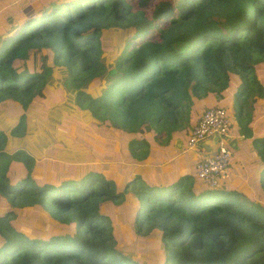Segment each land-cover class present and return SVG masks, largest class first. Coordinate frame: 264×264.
<instances>
[{"label":"trees","instance_id":"obj_1","mask_svg":"<svg viewBox=\"0 0 264 264\" xmlns=\"http://www.w3.org/2000/svg\"><path fill=\"white\" fill-rule=\"evenodd\" d=\"M20 1L36 8L29 15L15 9L0 31V108L13 102L26 109L44 96L50 57L75 89L108 73L99 94L78 90L75 98L100 134L119 133L122 155L43 171L24 150L6 152L0 129V264H150L120 249L105 210L131 196L137 232L158 231L156 264H264V132L250 129L254 105L264 101L257 72L264 66V0ZM110 27L134 32L107 69L100 32ZM31 57L43 61L41 71L31 70ZM212 93L237 99L239 131L262 162L254 180L261 200L208 188L191 175L154 182L140 173L148 135L169 139L195 123L197 104ZM18 119L11 136L23 135L24 114ZM28 209L47 213L55 232L30 235L16 219ZM38 224L49 222L41 215Z\"/></svg>","mask_w":264,"mask_h":264},{"label":"rangeland","instance_id":"obj_2","mask_svg":"<svg viewBox=\"0 0 264 264\" xmlns=\"http://www.w3.org/2000/svg\"><path fill=\"white\" fill-rule=\"evenodd\" d=\"M130 1L131 4L135 3V0ZM20 3V0H0V31L5 21L14 14L15 9L26 15L35 13L36 7L32 6L29 1ZM151 10L149 7L147 13L150 14ZM133 32L134 27H110L100 32L102 46L100 60L107 69L113 67L127 38ZM85 38L88 39L89 37ZM29 64L33 71L42 70L43 61L38 58L35 61L34 57H31ZM48 64L51 65L52 69L43 88L44 96L34 100V103L26 109L20 108L13 102H9L8 105L0 108V129L6 135L3 149L8 153L24 150L34 159V169L39 167L43 171L49 168L53 171H59L72 169L70 167L78 168L88 164H101L98 161L99 158L109 153L121 156L122 140L117 135L119 133L114 138L100 134L95 126V119L90 116L88 110L80 109L77 106L75 98L78 90L87 91L91 95L99 94L107 84L108 73L95 84L89 83L90 85L85 84L80 89H75L68 80L67 69L64 66H57L51 57ZM257 72L262 73L264 84V66L259 67ZM231 96L235 107H237L236 97ZM203 103L205 104V102ZM253 111L254 123H256L253 128L256 133L259 128L264 129V101L255 104ZM21 114L25 116L23 135L11 136L9 131L17 125ZM243 121L247 120L244 119ZM148 136L150 137V135ZM111 161L116 163V160ZM237 188L239 187L237 186ZM261 196L262 194L259 195L258 192L251 195L252 198L260 200ZM135 201V198L131 196L121 205L109 203L108 207H105L111 219L114 238L120 249L138 262L159 263L162 244L156 239L158 231L154 229L148 234L137 232L133 213ZM41 215L45 217L46 222H49L47 226L38 224ZM16 219L21 225L29 228V234L32 236L44 237L55 232L50 227L53 221L45 212L41 213L39 210L28 209L18 214Z\"/></svg>","mask_w":264,"mask_h":264},{"label":"crops","instance_id":"obj_3","mask_svg":"<svg viewBox=\"0 0 264 264\" xmlns=\"http://www.w3.org/2000/svg\"><path fill=\"white\" fill-rule=\"evenodd\" d=\"M197 106L199 112L210 106L227 107L226 110L231 119L230 138L227 142L231 151V159L219 177V185L224 189L238 190L242 197L251 196L254 194V188H256L254 180L260 172L262 162L256 147L252 144L251 137H244L239 131V125L235 119L236 107L234 102L226 94L220 97L216 93H212ZM193 124L194 122L186 128L178 129L169 139L149 137L150 148L144 163L139 166L140 173L146 175V178L149 174H153L154 177L150 179L155 178L154 182H159L161 179L164 182L172 181L187 175L195 178V165L201 159L213 155L217 150L219 138L208 137L199 142L193 149H187L186 141ZM250 129H253V126ZM260 132L263 133L264 129ZM256 133L253 131V135Z\"/></svg>","mask_w":264,"mask_h":264},{"label":"built area","instance_id":"obj_4","mask_svg":"<svg viewBox=\"0 0 264 264\" xmlns=\"http://www.w3.org/2000/svg\"><path fill=\"white\" fill-rule=\"evenodd\" d=\"M231 119L224 106L206 108L193 124L188 134L186 148L193 149L202 140L215 136L219 138L213 155L201 159L195 165V176L208 188H220L219 177L231 159L227 145L230 138Z\"/></svg>","mask_w":264,"mask_h":264}]
</instances>
